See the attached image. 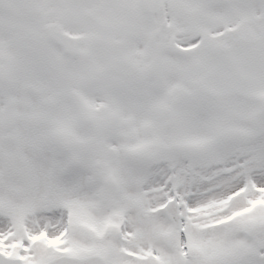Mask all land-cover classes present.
Listing matches in <instances>:
<instances>
[{
  "label": "snow or ice",
  "instance_id": "snow-or-ice-1",
  "mask_svg": "<svg viewBox=\"0 0 264 264\" xmlns=\"http://www.w3.org/2000/svg\"><path fill=\"white\" fill-rule=\"evenodd\" d=\"M0 264H264V0H0Z\"/></svg>",
  "mask_w": 264,
  "mask_h": 264
}]
</instances>
